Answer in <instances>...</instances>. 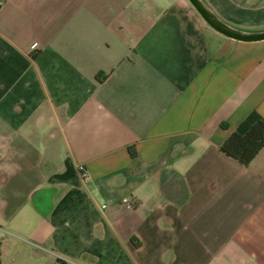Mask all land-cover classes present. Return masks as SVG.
Wrapping results in <instances>:
<instances>
[{
	"label": "crops",
	"instance_id": "1",
	"mask_svg": "<svg viewBox=\"0 0 264 264\" xmlns=\"http://www.w3.org/2000/svg\"><path fill=\"white\" fill-rule=\"evenodd\" d=\"M252 111L264 40L187 0H0V264H264V145L219 151Z\"/></svg>",
	"mask_w": 264,
	"mask_h": 264
},
{
	"label": "trees",
	"instance_id": "2",
	"mask_svg": "<svg viewBox=\"0 0 264 264\" xmlns=\"http://www.w3.org/2000/svg\"><path fill=\"white\" fill-rule=\"evenodd\" d=\"M100 81L103 77L96 76ZM264 145V118L252 111L219 145V151L246 166Z\"/></svg>",
	"mask_w": 264,
	"mask_h": 264
},
{
	"label": "water",
	"instance_id": "3",
	"mask_svg": "<svg viewBox=\"0 0 264 264\" xmlns=\"http://www.w3.org/2000/svg\"><path fill=\"white\" fill-rule=\"evenodd\" d=\"M200 18L213 30L221 35L242 42H255L264 40V29L246 31L236 28L219 18L203 0H187Z\"/></svg>",
	"mask_w": 264,
	"mask_h": 264
},
{
	"label": "rangeland",
	"instance_id": "4",
	"mask_svg": "<svg viewBox=\"0 0 264 264\" xmlns=\"http://www.w3.org/2000/svg\"><path fill=\"white\" fill-rule=\"evenodd\" d=\"M7 258L5 260L6 261L5 264H10V262L7 260ZM29 259H30V257L26 254V251H25V252H23L22 256H20V259L17 260V262H19L18 264H29ZM65 262L68 264L69 263L72 264L69 260H66V259H65Z\"/></svg>",
	"mask_w": 264,
	"mask_h": 264
},
{
	"label": "built area",
	"instance_id": "5",
	"mask_svg": "<svg viewBox=\"0 0 264 264\" xmlns=\"http://www.w3.org/2000/svg\"><path fill=\"white\" fill-rule=\"evenodd\" d=\"M82 167L79 166V170H81ZM82 176H84V173L82 172ZM123 203H125L126 206H130L129 202L126 199L122 200Z\"/></svg>",
	"mask_w": 264,
	"mask_h": 264
}]
</instances>
